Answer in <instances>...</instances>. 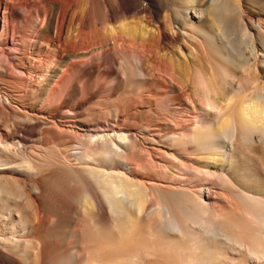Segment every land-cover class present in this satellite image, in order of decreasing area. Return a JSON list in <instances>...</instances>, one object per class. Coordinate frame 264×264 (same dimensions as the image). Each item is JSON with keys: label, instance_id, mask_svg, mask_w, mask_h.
Masks as SVG:
<instances>
[{"label": "bare ground", "instance_id": "1", "mask_svg": "<svg viewBox=\"0 0 264 264\" xmlns=\"http://www.w3.org/2000/svg\"><path fill=\"white\" fill-rule=\"evenodd\" d=\"M15 1L0 0V67L26 42L44 36L50 50L66 32L67 5L55 20L58 0H42L28 40L17 23L30 5ZM154 3L156 10L147 0L105 6L82 50L91 57L68 46L69 60L38 100L45 106L21 110L28 126L0 125V264H264V35L243 8L258 4ZM202 50L236 72L195 68ZM102 65L128 87L151 83L138 96L150 118L138 122L131 99L113 121L99 107L94 125L72 121L64 90ZM54 105L51 117L44 110ZM157 140L172 145L161 162L153 151L162 150L141 145Z\"/></svg>", "mask_w": 264, "mask_h": 264}, {"label": "rangeland", "instance_id": "2", "mask_svg": "<svg viewBox=\"0 0 264 264\" xmlns=\"http://www.w3.org/2000/svg\"><path fill=\"white\" fill-rule=\"evenodd\" d=\"M23 1L25 3H28L30 6H28L29 9L25 7V10H23L22 12V14L24 13L22 16L23 19L21 20V22L19 21V24L17 23V25L20 26L19 29L20 28L22 29V30L20 29V32L23 33L24 31L25 33L24 35L29 40L32 37H34L35 33L39 29L38 26L36 25H39L40 22L36 18L38 17L39 11L43 3L41 2L42 0H16L15 2L19 3ZM63 1L65 3L62 4L61 3L62 0L60 1L58 0V2L56 3L54 7V13H55L54 17L56 20L58 15H60L61 13V9L63 8V5L66 4L68 6V8L66 6V9L68 11L67 12V25H66L67 27L65 29L66 32H64V35L62 36V39H60L61 42L56 41L54 43V48L48 50V47L46 46V44L44 45V43H41V42H46L43 36L42 38L39 39L40 42L35 41L33 44L26 42L25 47H24L25 51L17 54L18 56H14V55H11L10 53H7L8 56H11L10 62L6 61L3 64V66L0 67V108L1 109L3 108V110L0 109L1 110L0 113H2V115L0 114V125L7 126L11 130L12 129L20 130L23 126L24 128L26 125L28 126V124L25 123V120L23 122V115H22L21 110L36 111V110H39L41 107L45 106V104L39 103L38 100L41 99L43 95V90L47 89L50 83L53 82L54 72H56L58 68L64 64V61L69 60L70 58L69 56H71L70 53L68 52L70 45L72 46L75 45V48L78 47L79 53L84 52L86 56L88 55L86 59L90 58L91 57L90 55L92 54L91 52L89 53L90 50L89 49L88 50L86 49L85 51H82V50L84 48H87V44H85V47H84L85 41L86 42L94 41L96 37V34L94 32L95 27H96L95 25H97V19L101 15L103 8L107 6L108 4L117 6L121 3V0H70L69 4L67 2L68 0H63ZM147 2L150 4L152 9L154 10L158 9L157 4L154 3L156 2V0L154 2L147 0ZM254 2L258 4L257 7L256 6L253 7L247 3L244 5L243 8L245 10V14H246L245 16L248 17V15L254 14V16H256V19L258 18L257 19L258 21L260 19L263 25V35H264V0H254ZM159 15H160L159 18L162 19L165 15V11L164 10L161 11ZM127 17H131V15ZM32 20L34 22L36 21L37 24H35L36 22L35 23L32 22ZM117 21H120V18ZM52 34H53L52 36H55L54 32ZM0 39H1V36H0ZM50 44H52V42H50ZM5 49L6 48H4V50ZM201 54H200V58L198 62H196L195 64V68L199 67L201 69H204L207 72L213 71L215 74H217L218 71L226 69V71L229 72L230 75H231L230 71L232 70L231 68L235 70V71L232 70V72L234 73L237 70L235 69V67L226 68L219 58H217L216 56L212 54L210 55V53L206 50H202ZM54 55H57L56 59L53 58ZM259 55L262 56L263 54L260 52ZM50 58H53V60H55V64L53 65L49 64V61L51 60ZM49 67L52 68L51 72H48L47 68ZM105 67L109 68V65L107 66L102 65L101 68L97 70V72L94 73L95 75L91 76L90 78L89 77H81V78L73 77V82H71L68 85V88L64 90V94L60 98V102L66 103L67 104L66 109L74 113V115L69 116L72 119V121H77V123L80 125L81 124L83 125L86 123L94 125L95 123L103 119V118L94 117L93 114H94L95 109H97V107L103 110L105 109L108 110L109 108L110 110L108 111L112 113V117L109 120L113 121L115 118V113L117 114V112L120 111L119 113L123 114L125 110H128V109L130 110V107L128 104L131 101V99L132 101L138 102V103L136 102V106H135L137 109V114H138L137 115L138 122L148 119L147 117L150 118V116L153 113L152 114L149 113V110L146 111L147 106H141V103L139 102L140 101L139 97L142 94H146L147 91L152 88L151 83L150 82H137L136 86L128 87L126 83L120 82L116 79L115 77L117 73L116 70L113 73L110 72L109 74H107ZM117 67L118 66H115L116 69ZM261 77H262L261 79L264 80V74L261 75ZM216 81L221 83L220 78H216ZM238 84H237V81H234L233 87L235 90L239 88ZM156 89L158 88L156 87ZM230 91L233 92L234 90L231 89ZM136 97H137V100H136ZM1 98H2V103H1ZM8 100L11 101V104L14 105L12 107L14 108L8 107L7 102H5ZM156 103H154L156 106L153 105L154 108H156L157 111L160 110L162 112L163 111L165 112L166 106L164 105V103L161 101L160 102L158 101ZM57 105H54L52 107L50 106V108H46L44 111L48 113L49 116L52 117L54 116V110ZM4 107H7V110ZM117 107H119V109ZM2 121H5L7 123L2 122ZM29 130H31V126H29ZM33 135L35 136V138H38L39 136L38 132H34ZM48 136H49L48 140L50 143L58 142L55 135L50 134ZM157 142L159 144L149 145L146 143H143V144L141 143V145L144 148L150 149L149 146H153V147H156L162 150L158 153L153 151V159L157 162H161V161L166 160L165 156H163L162 153L164 151L171 152L170 149H172L171 148L172 145H170L171 143L167 144V143L160 142L159 140H157ZM145 154L146 153H142L143 156H145ZM197 155H200V153H198ZM177 157L182 158L181 156H177ZM142 158L136 157L137 162H139L140 160L146 163L147 159H145V157H142ZM255 162L258 163L259 160L256 159ZM209 169L213 170V163L210 164ZM259 173L262 177H264V172L262 170H260Z\"/></svg>", "mask_w": 264, "mask_h": 264}]
</instances>
